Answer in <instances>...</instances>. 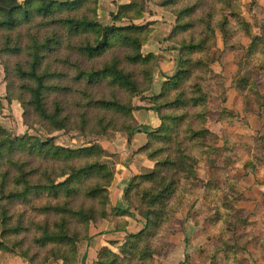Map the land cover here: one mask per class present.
I'll return each mask as SVG.
<instances>
[{"label":"trees","instance_id":"obj_1","mask_svg":"<svg viewBox=\"0 0 264 264\" xmlns=\"http://www.w3.org/2000/svg\"><path fill=\"white\" fill-rule=\"evenodd\" d=\"M238 1L166 2L176 17L168 40L179 48V67L154 99L161 125L140 150L155 164L154 171L135 177L125 194L127 203L133 194L146 205L145 223L140 232L125 237L117 253L100 250L97 264H155L156 256L169 249V223L197 184L205 200L212 197L207 221L214 229L211 247L201 251L199 264H241L236 248L224 241L230 215L229 205L217 197L223 188L198 179L194 171L197 156L205 160L217 151L207 144L213 134L205 126L217 32L225 39L241 32L251 39V54L259 52V38L241 16ZM140 2L120 6L113 20L139 19ZM87 3L0 0L4 99L18 101L25 123L38 122L49 134L74 128L88 136L98 125L122 131L123 119L130 123L133 111L122 95L131 98L151 88L156 58L141 53L148 40L145 27H103L91 17L92 7L77 11ZM260 55L263 71L264 44ZM239 87L243 92L264 89V73L241 78ZM134 127L128 124L126 129L129 142ZM102 155L97 145L73 150L52 138H12L0 125V261L15 255L30 264H77V243L87 238L82 227L113 219L107 204L114 174ZM230 182L239 181L225 178Z\"/></svg>","mask_w":264,"mask_h":264},{"label":"rangeland","instance_id":"obj_2","mask_svg":"<svg viewBox=\"0 0 264 264\" xmlns=\"http://www.w3.org/2000/svg\"><path fill=\"white\" fill-rule=\"evenodd\" d=\"M23 1L25 0H20V2ZM68 1L76 2L77 0ZM167 1L169 0H141L139 8L142 16L134 21H130L129 18L114 21L112 17L119 11L120 6L129 4L130 0H90V3L83 7L79 6L80 10L77 9L82 11L84 8L92 7L94 11L91 17L103 27L114 24L123 27L135 25L145 27L148 33L147 43L142 47L141 53L144 56L153 54L156 58L151 72V88L131 98L128 94L122 95L123 104L133 108L132 121L125 123L123 119L122 131L102 128L98 125L96 132L88 136H84L74 128L49 134L38 122L25 123L24 109L21 104L16 100L8 102L4 99L6 74L0 59V99L3 105L0 111V125L11 134L12 138L22 137L25 134L42 141L52 138L56 145L73 150L97 145L103 152L102 163L107 165L114 174V179L108 187L107 204V212L113 215V219L101 220L96 216V222H90L89 226L82 227V234L87 238L77 243V264H81L90 242L93 241L92 235L95 231H104L106 227H109L110 232H116L125 226L123 217L127 215H119V212L130 213L134 209L140 217L145 219L148 210L146 205L135 199L133 194L132 202L127 203L125 194L135 177L146 176L154 171L155 164L140 150L147 145L149 134L161 125L154 99L161 94L164 83L177 73L179 67V48L168 40L176 26V17L167 10ZM238 2L241 16L251 24L253 36L259 38L257 42L259 52L251 54V39L241 32H234L228 39H225L220 31L217 32V46L213 51L215 60L208 75L211 98L208 101V112L205 118V126L213 134L207 137V144L217 151L209 159L204 160L203 157L197 156L194 171L198 179L209 180L216 187L224 190L217 193V197L229 205L230 218L224 241L231 245L234 239L235 246L243 251L247 250L248 243L242 239L238 242L236 235L249 232L252 237L248 238L255 243L254 247L259 246L262 251L264 240L262 243L255 236L261 230L259 222L249 223L248 219L250 217L264 218V89L243 92L239 87V81L244 77L255 79L257 74L264 73V70L261 71L259 68L262 59L260 49L264 44V0H239ZM231 22L234 23L233 20ZM120 50L117 52L121 54ZM149 111L157 116L160 123L155 129L149 128L151 118L142 116V114L149 115ZM221 113L223 114L220 115ZM128 124L135 126L134 135L140 129L145 132L143 134L146 139L145 144L140 145L138 150L133 152V156L151 162L153 170L151 173L131 176L126 180L121 176L124 171L122 168L129 170L132 166L128 155L132 154L131 144L134 139L133 137L130 142L128 141L126 131ZM141 125L145 127L141 128ZM127 145L128 153L124 151ZM133 156L131 155L132 159ZM227 177L239 182L225 183ZM116 183H119L118 188L115 186ZM194 187L192 195L184 200L183 206L169 223L172 233L168 241L169 249L156 256L155 264H160V256L168 254L172 248L177 252L183 249L184 252L187 244H190L192 248V257L187 258L183 264H199L201 250L211 247L214 229L208 224L207 218L212 213V203H208L212 197H208V201L205 200V192L200 184ZM113 188L119 191L115 192ZM110 239H116V236L112 235ZM109 241L107 242L109 246L114 247V243H111L113 240ZM243 256L240 255V263L250 264ZM0 264L30 263L19 256L11 255L3 258ZM46 264L65 263L50 260Z\"/></svg>","mask_w":264,"mask_h":264},{"label":"crops","instance_id":"obj_3","mask_svg":"<svg viewBox=\"0 0 264 264\" xmlns=\"http://www.w3.org/2000/svg\"><path fill=\"white\" fill-rule=\"evenodd\" d=\"M152 111H149V115H144L142 114L143 117L151 118V123L149 128L150 129H155L156 127H158V125H160L157 116L152 115ZM145 126L141 125V128H144ZM145 132L140 129L139 131L136 132V134L133 136L134 139L132 141L131 144V152L132 154H129V161L131 162V167L129 170H126V168H122L124 169L123 173L121 176H123V178H125L127 180L128 177L131 176H135V175H139V174H147V173H151V171L153 170V164L143 158H139V157H134L133 152L137 151L140 145H144L145 144V140L143 135ZM126 141V140H125ZM127 143V142H126ZM128 145L127 148L124 150L126 153H128ZM122 154L121 156H123V151H121ZM131 155L134 157L133 159L131 158ZM125 179H123L124 181H126ZM119 184V183H118ZM116 183V187L118 185ZM117 187V188H118ZM117 188H113V190L115 192H118L119 190ZM123 222L127 223V225L125 226V228H121L119 230H117L116 232H110L109 231V227H106L104 229V231H99V232H94L93 233V241L90 242V245L88 246L86 253L84 255V257L82 258V262L81 264H97L98 262V256H99V252L102 248H108L113 252H118V248L120 246H122L125 242V237L128 234H137L138 232H140V230L142 229L144 223H145V219H143L142 217H140V215L138 213L135 212V210L133 209L127 216L123 217ZM249 223H258L260 225V232H258L256 236V238L261 241L263 243L264 240V218H260V217H250L248 219ZM250 231V230H249ZM112 235L116 236V239H110L112 237ZM261 235V236H260ZM237 241L239 242L240 239H242L243 241H246L247 246V250H242L239 247L235 246L234 244V239L233 243L231 244L232 246H234L236 248V253L235 255L239 258L240 260V255L243 256V258L250 262V264H264V247L261 251L260 247H254L253 244H255L254 242L250 241V238L248 237H252L251 234L249 232H245L242 233L241 235L238 233L237 235ZM241 237V238H240ZM109 240H113L111 241V243L114 245V247L109 246V244L107 242H110ZM191 246L190 244H187V246L184 247V252L183 249H180L182 251H176L174 248H172V251L169 252L168 254H164L162 256H160V264H183L187 258H189L191 255ZM203 251V250H201ZM159 264V263H158Z\"/></svg>","mask_w":264,"mask_h":264}]
</instances>
